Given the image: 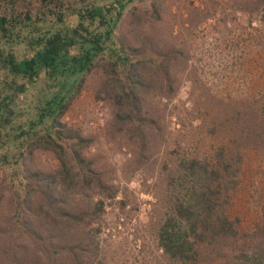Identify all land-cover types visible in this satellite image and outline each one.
<instances>
[{
	"label": "rangeland",
	"instance_id": "obj_1",
	"mask_svg": "<svg viewBox=\"0 0 264 264\" xmlns=\"http://www.w3.org/2000/svg\"><path fill=\"white\" fill-rule=\"evenodd\" d=\"M246 1L134 0L126 5L115 28L125 53L118 74L123 78L129 62L142 63L149 88L143 101L148 120L144 145L136 135L116 132L113 107L97 94L105 79L104 58L86 74L60 117L66 133L79 134L87 142L81 148L91 171L117 192L114 200L104 203L102 252L94 264H169L155 239L166 195L163 166L181 155L208 156L224 144L244 155L240 182L228 208L240 236L228 244V253L252 252L264 243V142L251 141L256 130L264 129L259 120L264 106V22ZM15 51L18 58L30 57L23 47ZM6 75L0 70V90L5 92ZM44 80L43 73L36 83L16 79L25 85L26 94L9 95L27 108ZM248 134L254 136L246 140ZM60 144L64 149L69 146L65 141ZM16 155V149H0V264H38L43 262L41 252L31 241L25 242L23 220L44 233L61 232L64 225L40 221L48 208L37 193L27 203L33 215L25 213L29 187L23 176L26 171L50 174L59 161L55 152L43 147L27 151L18 164ZM98 198L89 188L73 196L70 204L84 209ZM83 230L89 226H79V238L86 242ZM84 261L87 264L85 257ZM207 264L232 263L212 256Z\"/></svg>",
	"mask_w": 264,
	"mask_h": 264
},
{
	"label": "trees",
	"instance_id": "obj_2",
	"mask_svg": "<svg viewBox=\"0 0 264 264\" xmlns=\"http://www.w3.org/2000/svg\"><path fill=\"white\" fill-rule=\"evenodd\" d=\"M133 1L0 0V70L7 73L3 82L7 92L0 90V149H16V164L35 147L51 149L59 161L58 168L50 174L26 171L28 174L23 176L27 181L25 187H29L23 202L27 206L25 213L33 215L27 203L37 193L48 208L40 215V221L65 226L61 232L49 229L44 233L26 226L27 220H23L25 242L31 241L39 248L43 260L39 263L84 264L85 257L87 264H94L102 252L104 203L114 200L117 192L91 171V162L85 159L81 148L87 145L85 139L66 133L60 122L99 58L107 62L102 66L105 79L97 94L110 101L116 132L136 135L144 145L148 120L143 101L149 88L143 80L142 63L129 62L123 78L118 74V63L125 53L116 41V22ZM245 3L264 22V0ZM18 47H23L30 57L18 58ZM42 73L44 85L31 105L25 108L14 102L10 92L26 94L25 85L15 80L36 83ZM260 114L263 124L264 106ZM244 117L246 124L247 112ZM245 136L247 140L254 134ZM62 141L69 144L68 148L64 149ZM251 141L264 142L262 127ZM243 162L239 148L224 144L208 156L181 155L164 164L166 195L157 216L155 239L166 262L207 264L212 256H217L232 264H264V243L252 252L228 253V244L240 236L238 222L229 216L228 208L240 182ZM89 188L94 189L97 200H91L84 209L70 204L73 196ZM82 224L89 226V230H83L86 242L79 238ZM94 224L96 228L90 229Z\"/></svg>",
	"mask_w": 264,
	"mask_h": 264
}]
</instances>
